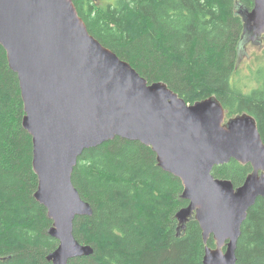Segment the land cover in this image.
Wrapping results in <instances>:
<instances>
[{"label": "trees", "instance_id": "1", "mask_svg": "<svg viewBox=\"0 0 264 264\" xmlns=\"http://www.w3.org/2000/svg\"><path fill=\"white\" fill-rule=\"evenodd\" d=\"M73 2L90 34L149 83H165L190 104L217 97L228 119L253 116L264 141V49L255 70L239 68L252 45L242 15L254 0ZM24 116L18 75L0 44V264H51L47 257L59 241L34 196L38 177ZM251 172L250 165L231 160L213 175L237 188ZM73 184L93 208L92 216L77 217L74 234L94 253L70 264H204L207 246H216L213 238L204 243L195 220L178 232L176 215L189 205L184 186L140 142L117 137L86 150ZM236 257L237 264H264V198L248 213Z\"/></svg>", "mask_w": 264, "mask_h": 264}, {"label": "water", "instance_id": "2", "mask_svg": "<svg viewBox=\"0 0 264 264\" xmlns=\"http://www.w3.org/2000/svg\"><path fill=\"white\" fill-rule=\"evenodd\" d=\"M253 46L264 39V0L242 15ZM0 44L18 75L33 141L35 199L53 222L58 248L51 264L94 253L75 237L77 217L93 215L73 184L79 158L117 137L151 147L159 166L178 178L189 205L176 215L178 232L198 222L207 246L204 264H237L248 213L264 198V141L256 119L227 118L211 96L187 103L165 83H149L90 34L73 0H0ZM246 50V48H245ZM250 165L244 184L215 178V167Z\"/></svg>", "mask_w": 264, "mask_h": 264}, {"label": "rangeland", "instance_id": "3", "mask_svg": "<svg viewBox=\"0 0 264 264\" xmlns=\"http://www.w3.org/2000/svg\"><path fill=\"white\" fill-rule=\"evenodd\" d=\"M259 47L252 45L246 47L248 56L244 58L241 56L239 68H243L244 71H247L246 68H250V67H253V70L257 68L258 64L255 62V59L257 58L258 55L262 53V50L264 49V39L262 40ZM246 74L248 75V72H245V75Z\"/></svg>", "mask_w": 264, "mask_h": 264}]
</instances>
